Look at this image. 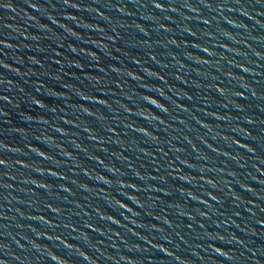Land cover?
Instances as JSON below:
<instances>
[{
  "label": "water",
  "instance_id": "water-1",
  "mask_svg": "<svg viewBox=\"0 0 264 264\" xmlns=\"http://www.w3.org/2000/svg\"><path fill=\"white\" fill-rule=\"evenodd\" d=\"M0 162V264H264V0H0Z\"/></svg>",
  "mask_w": 264,
  "mask_h": 264
},
{
  "label": "snow or ice",
  "instance_id": "snow-or-ice-1",
  "mask_svg": "<svg viewBox=\"0 0 264 264\" xmlns=\"http://www.w3.org/2000/svg\"><path fill=\"white\" fill-rule=\"evenodd\" d=\"M156 7H159V5L157 4ZM0 163H2V162H0Z\"/></svg>",
  "mask_w": 264,
  "mask_h": 264
}]
</instances>
